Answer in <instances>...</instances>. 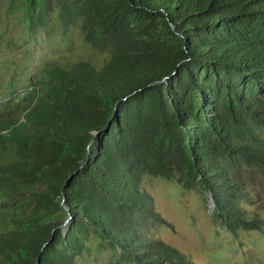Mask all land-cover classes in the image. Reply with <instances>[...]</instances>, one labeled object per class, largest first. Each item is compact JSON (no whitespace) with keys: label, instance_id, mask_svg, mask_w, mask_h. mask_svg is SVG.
<instances>
[{"label":"trees","instance_id":"obj_1","mask_svg":"<svg viewBox=\"0 0 264 264\" xmlns=\"http://www.w3.org/2000/svg\"><path fill=\"white\" fill-rule=\"evenodd\" d=\"M48 1L8 0L30 30ZM53 1L58 26L108 58L52 68L20 117L0 120V208L19 207L0 226V264H73L88 232L121 261L189 264L140 231L157 216L143 175L210 195L233 235L259 229L237 173L264 172V0Z\"/></svg>","mask_w":264,"mask_h":264},{"label":"rangeland","instance_id":"obj_2","mask_svg":"<svg viewBox=\"0 0 264 264\" xmlns=\"http://www.w3.org/2000/svg\"><path fill=\"white\" fill-rule=\"evenodd\" d=\"M45 8V23L30 30L21 10L0 0V120L20 117L41 95V82L52 68H68L83 61L99 69L108 58L107 52L82 41L77 26H58L53 0ZM9 155L6 150L0 159ZM237 176L247 184L249 203L244 208L260 218L259 229L239 230L233 235L214 221L209 197L199 188L184 189L173 180L143 175L140 187L151 196L157 216L146 218L140 231L178 250L189 264H264V172L249 168ZM14 211L19 207L0 208V226H10ZM50 218L62 220L64 214L58 212ZM73 264L136 263L121 261L117 248L88 232Z\"/></svg>","mask_w":264,"mask_h":264},{"label":"water","instance_id":"obj_3","mask_svg":"<svg viewBox=\"0 0 264 264\" xmlns=\"http://www.w3.org/2000/svg\"><path fill=\"white\" fill-rule=\"evenodd\" d=\"M209 202H210V207H211V209H212V207H213V203H212V199H211L210 195H209ZM66 223H67V221H66ZM63 232H65V230H63Z\"/></svg>","mask_w":264,"mask_h":264}]
</instances>
